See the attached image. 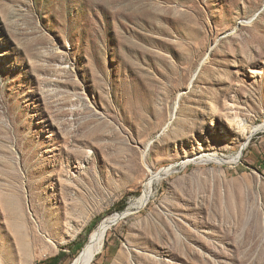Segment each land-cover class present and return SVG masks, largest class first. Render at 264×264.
<instances>
[{
    "label": "rangeland",
    "instance_id": "rangeland-1",
    "mask_svg": "<svg viewBox=\"0 0 264 264\" xmlns=\"http://www.w3.org/2000/svg\"><path fill=\"white\" fill-rule=\"evenodd\" d=\"M151 173L93 264H264V0H0V252L72 264Z\"/></svg>",
    "mask_w": 264,
    "mask_h": 264
},
{
    "label": "bare ground",
    "instance_id": "bare-ground-1",
    "mask_svg": "<svg viewBox=\"0 0 264 264\" xmlns=\"http://www.w3.org/2000/svg\"><path fill=\"white\" fill-rule=\"evenodd\" d=\"M149 150V146L147 147L146 151ZM145 151V152H146ZM211 156H207V158H210ZM188 161L187 163H189ZM171 169L166 170V174L170 173ZM172 173V172H171ZM152 177L151 179L146 183V189L143 194V196L137 200L135 204L132 205L130 209H128L122 216H120L118 219L117 217H108L106 218L96 229V231L91 235L90 240L84 249V251L75 259V261L72 264H93L96 260V257L101 253L106 237L109 233V230L116 226L120 220H123L125 216H129L133 212V209H141L143 208L149 198H150V192L153 188V185L160 180L158 175H154V173H151Z\"/></svg>",
    "mask_w": 264,
    "mask_h": 264
},
{
    "label": "crops",
    "instance_id": "crops-1",
    "mask_svg": "<svg viewBox=\"0 0 264 264\" xmlns=\"http://www.w3.org/2000/svg\"><path fill=\"white\" fill-rule=\"evenodd\" d=\"M29 247L27 244L21 247V250L16 252V258H12L6 252H0V264H60L56 260L49 263H41V261H30Z\"/></svg>",
    "mask_w": 264,
    "mask_h": 264
},
{
    "label": "water",
    "instance_id": "water-1",
    "mask_svg": "<svg viewBox=\"0 0 264 264\" xmlns=\"http://www.w3.org/2000/svg\"><path fill=\"white\" fill-rule=\"evenodd\" d=\"M126 217H128V216H125L123 219H125ZM105 245V244H104Z\"/></svg>",
    "mask_w": 264,
    "mask_h": 264
}]
</instances>
